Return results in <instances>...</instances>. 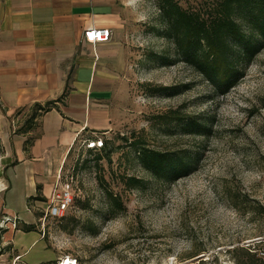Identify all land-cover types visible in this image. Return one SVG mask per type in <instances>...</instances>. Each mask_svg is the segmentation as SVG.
Returning a JSON list of instances; mask_svg holds the SVG:
<instances>
[{
	"label": "rangeland",
	"instance_id": "rangeland-1",
	"mask_svg": "<svg viewBox=\"0 0 264 264\" xmlns=\"http://www.w3.org/2000/svg\"><path fill=\"white\" fill-rule=\"evenodd\" d=\"M156 1L134 0L113 128L77 142L59 170L72 189L70 208L63 218L42 220L48 199L38 200L35 230L0 232V264L64 257L79 264H237L234 254L264 264V212L256 211L264 206V43L234 87L212 91L176 56ZM177 1L206 7L205 0ZM189 122L207 130L194 133ZM140 146L197 161L166 182L142 168ZM128 177L141 182L128 184ZM246 248L260 260L246 257Z\"/></svg>",
	"mask_w": 264,
	"mask_h": 264
},
{
	"label": "crops",
	"instance_id": "crops-1",
	"mask_svg": "<svg viewBox=\"0 0 264 264\" xmlns=\"http://www.w3.org/2000/svg\"><path fill=\"white\" fill-rule=\"evenodd\" d=\"M133 4L0 0V232L35 230L37 201L49 199L75 144L113 128L112 100ZM90 29H108L111 39L89 43L84 33ZM57 98L36 128L15 133L24 109ZM20 209L31 220L21 218Z\"/></svg>",
	"mask_w": 264,
	"mask_h": 264
},
{
	"label": "trees",
	"instance_id": "trees-1",
	"mask_svg": "<svg viewBox=\"0 0 264 264\" xmlns=\"http://www.w3.org/2000/svg\"><path fill=\"white\" fill-rule=\"evenodd\" d=\"M156 4L163 34L173 44L176 56L200 74L212 91L225 93L234 87L242 74L243 64H248L264 43V0H205L204 9L184 8L177 0H157ZM60 99L36 102L24 109L15 133L36 128L43 113L56 108ZM186 126L198 134L207 130L204 123L189 122ZM137 160L151 176L173 182L192 170L197 156L140 146ZM140 182V179L127 178L128 184L138 185ZM109 198L110 203L121 205L115 196ZM38 200L45 201L42 197ZM256 211L264 212V206L258 205ZM241 250L250 260L252 257V262L260 260L253 258L249 248ZM201 252L197 250L191 257ZM234 258L237 264L251 263L236 254Z\"/></svg>",
	"mask_w": 264,
	"mask_h": 264
},
{
	"label": "built area",
	"instance_id": "built-area-1",
	"mask_svg": "<svg viewBox=\"0 0 264 264\" xmlns=\"http://www.w3.org/2000/svg\"><path fill=\"white\" fill-rule=\"evenodd\" d=\"M84 39L89 43L107 42L111 39V31L108 29H90L85 31ZM93 144L94 141H92L91 146H93ZM99 146H101V142ZM72 201V189L68 183H63L61 181V175L59 171L57 173L56 182L48 199L47 206L43 212L42 220L47 217L60 218L64 216L66 211L70 208ZM69 260L72 264H79L74 259ZM60 261L61 260H59L56 264H61Z\"/></svg>",
	"mask_w": 264,
	"mask_h": 264
},
{
	"label": "bare ground",
	"instance_id": "bare-ground-1",
	"mask_svg": "<svg viewBox=\"0 0 264 264\" xmlns=\"http://www.w3.org/2000/svg\"><path fill=\"white\" fill-rule=\"evenodd\" d=\"M61 264H72L69 258H62L60 261Z\"/></svg>",
	"mask_w": 264,
	"mask_h": 264
}]
</instances>
